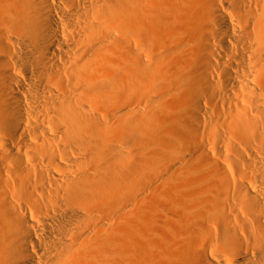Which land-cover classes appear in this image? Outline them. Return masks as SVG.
Instances as JSON below:
<instances>
[{
	"label": "bare ground",
	"instance_id": "1",
	"mask_svg": "<svg viewBox=\"0 0 264 264\" xmlns=\"http://www.w3.org/2000/svg\"><path fill=\"white\" fill-rule=\"evenodd\" d=\"M0 264H264V0H0Z\"/></svg>",
	"mask_w": 264,
	"mask_h": 264
},
{
	"label": "rangeland",
	"instance_id": "2",
	"mask_svg": "<svg viewBox=\"0 0 264 264\" xmlns=\"http://www.w3.org/2000/svg\"><path fill=\"white\" fill-rule=\"evenodd\" d=\"M176 172H178V171H176ZM165 201H166V200H165ZM167 204H169V203H168V202H166V203H165V205H167Z\"/></svg>",
	"mask_w": 264,
	"mask_h": 264
}]
</instances>
